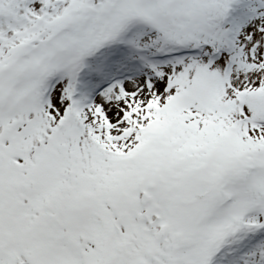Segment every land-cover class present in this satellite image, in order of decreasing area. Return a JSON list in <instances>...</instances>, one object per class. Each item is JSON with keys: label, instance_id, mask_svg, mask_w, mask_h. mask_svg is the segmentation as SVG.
<instances>
[{"label": "snow or ice", "instance_id": "snow-or-ice-1", "mask_svg": "<svg viewBox=\"0 0 264 264\" xmlns=\"http://www.w3.org/2000/svg\"><path fill=\"white\" fill-rule=\"evenodd\" d=\"M0 264H264V0H0Z\"/></svg>", "mask_w": 264, "mask_h": 264}]
</instances>
